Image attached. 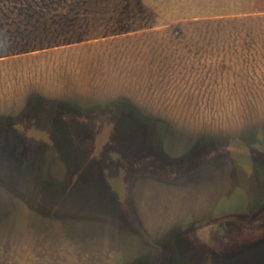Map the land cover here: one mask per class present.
Returning a JSON list of instances; mask_svg holds the SVG:
<instances>
[{
  "label": "rangeland",
  "instance_id": "374dc122",
  "mask_svg": "<svg viewBox=\"0 0 264 264\" xmlns=\"http://www.w3.org/2000/svg\"><path fill=\"white\" fill-rule=\"evenodd\" d=\"M0 264H264V0H0Z\"/></svg>",
  "mask_w": 264,
  "mask_h": 264
}]
</instances>
